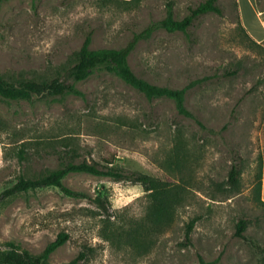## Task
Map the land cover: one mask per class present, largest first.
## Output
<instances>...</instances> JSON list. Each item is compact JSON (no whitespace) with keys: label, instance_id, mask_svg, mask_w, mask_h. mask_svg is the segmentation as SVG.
<instances>
[{"label":"rangeland","instance_id":"374dc122","mask_svg":"<svg viewBox=\"0 0 264 264\" xmlns=\"http://www.w3.org/2000/svg\"><path fill=\"white\" fill-rule=\"evenodd\" d=\"M206 0H8L0 3V75L11 82L64 77L86 38L91 49H120L166 17ZM199 17L188 35L159 29L129 57L150 83L186 90V107L149 100L114 73L98 70L76 87L84 97H0V194L21 176L38 178L72 155L105 160L182 190L168 226L152 230L151 199L138 184L71 174L64 184L21 193L0 208V245L37 257L67 241L43 264H264V42L243 31L234 0ZM236 166L238 185L229 177ZM195 221L187 236L188 225ZM246 221L243 237L237 225Z\"/></svg>","mask_w":264,"mask_h":264},{"label":"trees","instance_id":"16d2710c","mask_svg":"<svg viewBox=\"0 0 264 264\" xmlns=\"http://www.w3.org/2000/svg\"><path fill=\"white\" fill-rule=\"evenodd\" d=\"M3 1L8 0H0V3ZM209 13L223 14L221 7L218 5V0H206L197 7L189 8V12L183 20L175 19L173 7L170 5L166 17L163 20L153 23L141 33L136 34L132 41L120 49L93 50L91 49V37L88 36L76 55L75 64L68 69L64 77L43 82L34 80L11 82L0 75V97L13 101L31 100L34 97L41 96L65 97L74 95L84 97L83 92L77 89V83L86 81L98 70H106L114 73L125 84L144 95L147 99H171L175 102L179 114L193 117V114L187 109L185 104V89L179 90L158 86L139 77L131 68L129 57L141 40L150 38L157 30L164 29L169 33L182 32L188 35L195 21L199 17ZM243 31L245 32L244 29ZM247 36L249 37L248 34ZM250 39L254 41L252 38ZM77 158L78 156L72 155L70 158L64 159L58 169L50 171L38 178H25L21 176L12 187L0 194V208L7 200L21 193L56 187L68 197L91 200L104 213L109 214L110 207L105 197L98 195L93 199L89 195L74 191L64 184V180L69 175L83 173L98 177H107L116 182H128L141 185L151 199V206L146 216V220L151 226V229L156 230L172 223L176 206L183 200L182 190L176 188L175 185H170L168 182L155 179L146 174L119 168L114 165V162L107 159L105 160V164H101L95 160L83 159L77 161ZM263 171L259 177L257 190L260 202L264 206V202L261 199ZM239 174V169L234 166L229 177L230 183L233 186L238 185ZM194 224L195 221L193 220L188 225V237ZM246 229V221L241 220L237 225L236 235L243 237ZM67 238V235H60L54 243L46 248L41 257L33 255L14 242H8L5 246L0 245V264H43V259L62 246L67 241Z\"/></svg>","mask_w":264,"mask_h":264},{"label":"crops","instance_id":"0c3cea01","mask_svg":"<svg viewBox=\"0 0 264 264\" xmlns=\"http://www.w3.org/2000/svg\"><path fill=\"white\" fill-rule=\"evenodd\" d=\"M241 27L257 43L264 42V0H234ZM261 199L264 202V171Z\"/></svg>","mask_w":264,"mask_h":264}]
</instances>
